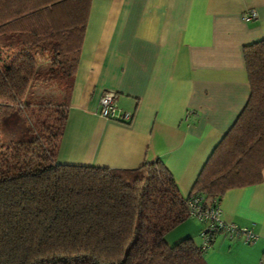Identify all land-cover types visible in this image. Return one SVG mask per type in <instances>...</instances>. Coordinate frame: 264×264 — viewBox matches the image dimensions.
I'll list each match as a JSON object with an SVG mask.
<instances>
[{
  "label": "trees",
  "instance_id": "obj_1",
  "mask_svg": "<svg viewBox=\"0 0 264 264\" xmlns=\"http://www.w3.org/2000/svg\"><path fill=\"white\" fill-rule=\"evenodd\" d=\"M90 0H0V264H207L165 234L264 167V37L243 45L248 98L183 195L161 159L133 169L58 162ZM53 86L63 104L35 99ZM4 133V134H3Z\"/></svg>",
  "mask_w": 264,
  "mask_h": 264
},
{
  "label": "crops",
  "instance_id": "obj_2",
  "mask_svg": "<svg viewBox=\"0 0 264 264\" xmlns=\"http://www.w3.org/2000/svg\"><path fill=\"white\" fill-rule=\"evenodd\" d=\"M250 8L256 17L245 21ZM263 37L264 0H90L55 159L133 169L159 158L186 195L248 98L242 47ZM105 91L127 121L99 115ZM217 204L222 220L256 238L246 244L214 231L206 263L261 264L264 167L257 182L226 189ZM189 218L165 234L167 243L197 233L201 244L203 224Z\"/></svg>",
  "mask_w": 264,
  "mask_h": 264
},
{
  "label": "built area",
  "instance_id": "obj_3",
  "mask_svg": "<svg viewBox=\"0 0 264 264\" xmlns=\"http://www.w3.org/2000/svg\"><path fill=\"white\" fill-rule=\"evenodd\" d=\"M256 12L254 9H246L242 13V19L247 21L254 19ZM114 93L110 91L103 92L98 99L99 115L110 120L127 121L131 114L129 112L119 111L114 104ZM218 202L212 205L203 206L201 198L195 196L187 201V215L194 217L205 225L201 231L200 248L205 250L211 242L214 231H222L227 237H232L238 233L242 235V242L246 244L252 243L256 235L247 227H238L232 222H226L219 216ZM261 264H264V257L261 259Z\"/></svg>",
  "mask_w": 264,
  "mask_h": 264
},
{
  "label": "rangeland",
  "instance_id": "obj_4",
  "mask_svg": "<svg viewBox=\"0 0 264 264\" xmlns=\"http://www.w3.org/2000/svg\"><path fill=\"white\" fill-rule=\"evenodd\" d=\"M33 96L36 97L35 99H37V100L42 99V101L48 102L49 104L54 105V106L63 104V102H64L63 98H62V91L60 89L54 88L53 86L37 88V89L33 90ZM195 219L196 218H194V217H190L189 221H193V223L195 222L197 225L202 223L203 227H204L205 224L203 222H200V223H199V221L196 222L197 219L196 220ZM203 227H202V229H203ZM196 237L198 238L197 233L195 235H193V237H189V238H191V240L193 242H195ZM182 238H185V237H181V239ZM178 240H180V239H178ZM168 244H173V243H168Z\"/></svg>",
  "mask_w": 264,
  "mask_h": 264
}]
</instances>
